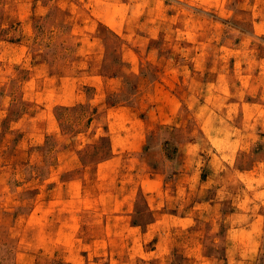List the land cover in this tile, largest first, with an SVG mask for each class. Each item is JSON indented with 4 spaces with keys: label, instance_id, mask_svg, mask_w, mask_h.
Here are the masks:
<instances>
[{
    "label": "rangeland",
    "instance_id": "obj_1",
    "mask_svg": "<svg viewBox=\"0 0 264 264\" xmlns=\"http://www.w3.org/2000/svg\"><path fill=\"white\" fill-rule=\"evenodd\" d=\"M0 264H264V0H0Z\"/></svg>",
    "mask_w": 264,
    "mask_h": 264
}]
</instances>
